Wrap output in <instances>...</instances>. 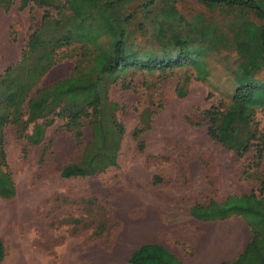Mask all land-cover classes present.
<instances>
[{"label":"trees","instance_id":"1","mask_svg":"<svg viewBox=\"0 0 264 264\" xmlns=\"http://www.w3.org/2000/svg\"><path fill=\"white\" fill-rule=\"evenodd\" d=\"M177 1L32 0L41 9L38 24L23 42L17 62L0 73V199L9 200L15 193L4 152L6 128L13 129L15 139L36 146L45 130L59 121L81 147L79 160L64 166L60 178L94 177L115 167L124 133L116 118L124 108L108 99L112 85L127 91L136 73L156 72L166 78L174 70H189L175 89L181 98L190 78L203 84L209 80L206 59L210 53H232L233 65L225 68L228 89L201 115L212 141L238 159L251 154L244 175L258 188L248 194L227 195L221 203L193 204L188 215L200 223L239 218L248 230V241L235 259L219 264H264V174L259 172L264 127L260 129L255 120L264 98V82L257 78L264 69V0H194L210 15L222 16L221 23L202 17L182 20L174 7ZM11 4V0H0V10L6 12ZM133 22L149 50L138 45L130 27ZM65 60L72 61L69 72L37 88L43 76ZM155 114L141 110L130 132L139 153L141 137ZM84 127L89 137L82 144ZM155 178L154 183L159 181ZM66 201L81 212L80 217L64 221L71 233L80 227L91 230L94 239H108L117 231L116 220L95 198L83 197L76 203L53 199L57 206ZM4 255L0 242V264ZM127 263L182 264L156 244L138 246Z\"/></svg>","mask_w":264,"mask_h":264},{"label":"rangeland","instance_id":"2","mask_svg":"<svg viewBox=\"0 0 264 264\" xmlns=\"http://www.w3.org/2000/svg\"><path fill=\"white\" fill-rule=\"evenodd\" d=\"M11 2L9 10H0V73L17 62L23 42L41 15L32 0ZM174 7L185 21L198 17L224 21L194 0H178ZM130 27L138 45L149 50L136 23ZM210 54L206 59L209 80L203 84L190 78L181 98L175 89L189 70H174L166 78L156 72L136 73L129 90H122L119 84L110 87L109 101L124 108L116 113L124 133L115 167L97 176L60 178L64 166L79 160L81 147L59 121L45 130L36 146L15 139L11 127L5 129L4 152L15 193L9 200L0 199V242L5 252L1 264H128L129 254L146 243L162 246L186 264H200L192 244L226 224L196 222L189 217V208L209 200L221 203L227 195L248 194L258 188L244 175L251 154L238 159L206 134L201 113L227 91L225 68L233 65L232 53ZM71 66L72 61L60 62L37 88L64 77ZM257 78L264 82V69ZM261 100L258 107L262 111L255 114L260 129L264 127V98ZM145 109L156 114L141 137L143 150L139 153L130 132L138 113ZM82 133L83 144L88 129L84 127ZM259 172L264 174V158ZM155 177L159 181L154 183ZM55 197L72 203L95 198L116 220L117 231L108 239H94L91 230L80 227L72 228L71 233L64 221L80 217L81 212L67 201L57 206ZM230 221L244 226L239 218Z\"/></svg>","mask_w":264,"mask_h":264},{"label":"crops","instance_id":"3","mask_svg":"<svg viewBox=\"0 0 264 264\" xmlns=\"http://www.w3.org/2000/svg\"><path fill=\"white\" fill-rule=\"evenodd\" d=\"M230 220L221 221L226 225L218 227L220 229L211 234L205 233L200 240L192 244L194 256L200 264L228 262L235 259L242 251L248 241L249 234L245 226L232 223ZM180 262L186 264L181 260Z\"/></svg>","mask_w":264,"mask_h":264}]
</instances>
